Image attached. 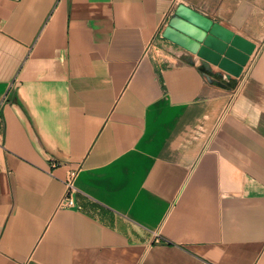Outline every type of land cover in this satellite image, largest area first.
<instances>
[{"label": "crops", "instance_id": "1", "mask_svg": "<svg viewBox=\"0 0 264 264\" xmlns=\"http://www.w3.org/2000/svg\"><path fill=\"white\" fill-rule=\"evenodd\" d=\"M0 131V264H264V0H0Z\"/></svg>", "mask_w": 264, "mask_h": 264}, {"label": "water", "instance_id": "2", "mask_svg": "<svg viewBox=\"0 0 264 264\" xmlns=\"http://www.w3.org/2000/svg\"><path fill=\"white\" fill-rule=\"evenodd\" d=\"M164 37L183 49L206 59L225 54L222 28L197 10L181 5L170 20ZM227 55L230 53L227 52ZM226 64V61H223Z\"/></svg>", "mask_w": 264, "mask_h": 264}, {"label": "built area", "instance_id": "3", "mask_svg": "<svg viewBox=\"0 0 264 264\" xmlns=\"http://www.w3.org/2000/svg\"><path fill=\"white\" fill-rule=\"evenodd\" d=\"M145 55L151 57L154 61L160 64H167L169 51L168 47L166 45V40L164 37L163 30L160 29L156 35L153 37V39L150 41V43L147 45L145 50ZM4 143V136L3 132L0 131V146H2ZM77 173L71 172L70 178L66 182V193L64 198L62 199L60 203V207L62 208H74L76 207V203L74 200V193L76 192L75 188V178Z\"/></svg>", "mask_w": 264, "mask_h": 264}]
</instances>
